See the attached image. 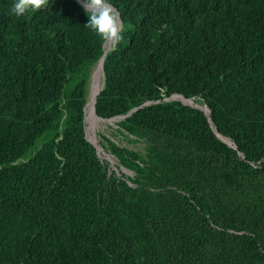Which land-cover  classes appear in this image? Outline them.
I'll list each match as a JSON object with an SVG mask.
<instances>
[{"label":"trees","instance_id":"16d2710c","mask_svg":"<svg viewBox=\"0 0 264 264\" xmlns=\"http://www.w3.org/2000/svg\"><path fill=\"white\" fill-rule=\"evenodd\" d=\"M111 2L104 54L77 0H0V264H264V0ZM102 57L95 114L144 144L105 140L132 179L85 138Z\"/></svg>","mask_w":264,"mask_h":264},{"label":"rangeland","instance_id":"374dc122","mask_svg":"<svg viewBox=\"0 0 264 264\" xmlns=\"http://www.w3.org/2000/svg\"><path fill=\"white\" fill-rule=\"evenodd\" d=\"M94 78H95V70H94L93 77L91 78L92 80L90 81L89 86H88L85 109H86L87 102H88L87 98H89V96L91 94L90 85H91L92 81L94 80ZM101 83L103 84V77H102ZM99 85H100V81L96 78L95 83H94V89H97ZM98 91H97V93H98ZM172 98L175 101H179L185 105L196 107L200 110H201L200 107L203 106V103L198 99L186 100V99H183L181 97H176V96H174ZM94 100H95V97H94ZM169 100H167V101H169ZM88 118L89 117L87 116L86 110H85L84 129H85L86 140L92 146H94V148L97 151L99 158L108 165V168L112 172H114V174L116 176L119 177V176H121V174H123L126 178L132 179L133 174L131 172L125 170L124 168H122L119 165V163L116 161V159L110 154L105 140L108 139L109 141H111L112 143H114L115 145H117L121 148H125L127 150L138 152V153L144 152V144L141 143L140 141L130 137V136H127L126 134L122 133L119 130L118 125L121 121H123L122 117L113 118V119H109V120H100L97 118L100 121L113 120V123L108 125L106 128H103V127L97 126V125H92L87 120Z\"/></svg>","mask_w":264,"mask_h":264},{"label":"clouds","instance_id":"9594fccd","mask_svg":"<svg viewBox=\"0 0 264 264\" xmlns=\"http://www.w3.org/2000/svg\"><path fill=\"white\" fill-rule=\"evenodd\" d=\"M48 0H14L11 11L16 16L24 15L30 9L39 10ZM88 16L85 28L91 30L102 41L115 47L122 40L124 30L120 14L111 0H77Z\"/></svg>","mask_w":264,"mask_h":264},{"label":"bare ground","instance_id":"6f19581e","mask_svg":"<svg viewBox=\"0 0 264 264\" xmlns=\"http://www.w3.org/2000/svg\"><path fill=\"white\" fill-rule=\"evenodd\" d=\"M111 44L109 43H106V46H105V50L104 52H108L111 48ZM102 63L100 61V63L97 65L96 69H95V78L94 80L92 81L91 85H90V90H91V94L89 96L88 99V102H87V106H86V114L87 116L89 117L87 120L92 124V125H97V126H101L103 128H106L108 125L112 124L113 123V120H110V121H100L97 119L96 115H95V112H94V97H96V93L98 90H100V88L102 87V83H101V80H102ZM98 79L100 81V85L98 86L97 89H94V83H95V79ZM201 110L206 114L208 115V110L205 108V106H201L200 107ZM219 137V136H218ZM220 140H222L223 142H225L226 144H228L229 146L232 147V144L229 140L227 139H224V138H221L219 137Z\"/></svg>","mask_w":264,"mask_h":264},{"label":"water","instance_id":"95a60500","mask_svg":"<svg viewBox=\"0 0 264 264\" xmlns=\"http://www.w3.org/2000/svg\"><path fill=\"white\" fill-rule=\"evenodd\" d=\"M106 52H104V54H105ZM104 57V56H103ZM103 57H102V59H101V63L103 62ZM101 68H102V66H101ZM103 75V74H102ZM101 89H102V87L100 88V90L98 91V93H97V95L99 94V92L101 91ZM96 95V96H97ZM96 98V97H95ZM170 100H173V98H170ZM189 106V105H188ZM190 107H192V106H190ZM193 108H196V107H193ZM196 109H198V108H196ZM198 110H200V109H198ZM200 111H202V110H200ZM94 112H95V100H94ZM203 112V111H202ZM204 113V112H203ZM205 114V113H204ZM96 115V114H95ZM206 115V114H205ZM208 118H209V111H208V115H206ZM118 118H120V117H118ZM125 117H122V119H124ZM100 119V118H99ZM102 120V119H101ZM209 123L211 124V121H210V119H209ZM218 136H220V135H218V134H216V137L218 138V140H220L219 139V137ZM222 143H224L226 146H228V147H230V148H233V149H235V147H234V145L231 147V146H229L228 144H226L225 142H223L222 140H220ZM94 147V146H93Z\"/></svg>","mask_w":264,"mask_h":264}]
</instances>
